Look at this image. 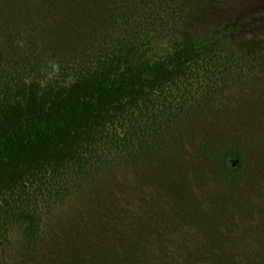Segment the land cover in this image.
Here are the masks:
<instances>
[{"label": "trees", "instance_id": "1", "mask_svg": "<svg viewBox=\"0 0 264 264\" xmlns=\"http://www.w3.org/2000/svg\"><path fill=\"white\" fill-rule=\"evenodd\" d=\"M245 4L0 0V264H264Z\"/></svg>", "mask_w": 264, "mask_h": 264}, {"label": "rangeland", "instance_id": "2", "mask_svg": "<svg viewBox=\"0 0 264 264\" xmlns=\"http://www.w3.org/2000/svg\"><path fill=\"white\" fill-rule=\"evenodd\" d=\"M246 6H250V7H261L262 8V11L260 13V16H259V21L257 22L256 26H254V28L256 27H259V26H263L264 27V0H246ZM244 29H245V32H248L249 30L253 29L252 25L251 27H248L247 28L245 27V25L243 26ZM251 28V29H250ZM210 29V26L207 25V24H203V25H198L194 28L193 30V33L194 34H201L203 32H206ZM247 29V30H246ZM11 236H13V238H17L19 236V231L18 229H13L12 233H11Z\"/></svg>", "mask_w": 264, "mask_h": 264}, {"label": "clouds", "instance_id": "3", "mask_svg": "<svg viewBox=\"0 0 264 264\" xmlns=\"http://www.w3.org/2000/svg\"><path fill=\"white\" fill-rule=\"evenodd\" d=\"M53 67H55V65H53Z\"/></svg>", "mask_w": 264, "mask_h": 264}]
</instances>
